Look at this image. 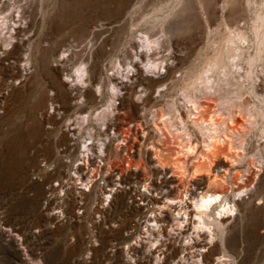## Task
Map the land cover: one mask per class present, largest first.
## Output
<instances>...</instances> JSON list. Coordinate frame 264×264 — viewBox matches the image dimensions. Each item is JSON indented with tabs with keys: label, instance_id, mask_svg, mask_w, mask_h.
Returning a JSON list of instances; mask_svg holds the SVG:
<instances>
[{
	"label": "rangeland",
	"instance_id": "rangeland-1",
	"mask_svg": "<svg viewBox=\"0 0 264 264\" xmlns=\"http://www.w3.org/2000/svg\"><path fill=\"white\" fill-rule=\"evenodd\" d=\"M0 10V264H202L201 255L204 264H264V58L251 77L245 62L264 32V0H0ZM214 58L225 71L241 62L242 71L212 95L219 88L208 91L201 73ZM192 99L204 119H221L240 152L233 165L222 155L212 164L221 185L192 174L193 155L184 157L186 177L176 172L181 118L197 149L205 146ZM207 190L225 193L236 211L198 230L193 200ZM169 198H183V207ZM162 241L180 250L158 252Z\"/></svg>",
	"mask_w": 264,
	"mask_h": 264
},
{
	"label": "bare ground",
	"instance_id": "bare-ground-1",
	"mask_svg": "<svg viewBox=\"0 0 264 264\" xmlns=\"http://www.w3.org/2000/svg\"><path fill=\"white\" fill-rule=\"evenodd\" d=\"M15 1V0H14ZM17 2V1H16ZM8 3V2H7ZM177 3V2H176ZM14 4V3H13ZM3 5H5V4H3ZM15 5V4H14ZM19 5V4H18ZM177 5V4H176ZM7 6H8V4H7ZM11 6V5H10ZM13 6V5H12ZM23 6V5H22ZM5 7H6V5H5ZM15 7H16V5H15ZM20 7H21V5H20ZM19 7V8H20ZM4 8V7H3ZM2 8V9H3ZM7 8V7H6ZM9 8V7H8ZM27 9V8H26ZM173 9V8H172ZM7 10H9V9H7ZM17 10H18V8H17ZM23 10V9H22ZM0 11H2V10H0ZM6 11V10H5ZM11 11V10H10ZM8 12V11H7ZM17 12V11H16ZM23 12V11H22ZM1 14H2V12H0ZM9 13V12H8ZM13 13V12H12ZM18 13V12H17ZM16 13V14H17ZM262 13V12H261ZM22 14H24V13H22ZM26 14V13H25ZM3 15V14H2ZM8 15V14H7ZM21 15V14H20ZM264 15V14H263ZM9 16H10V14H9ZM26 16V15H25ZM262 16V15H261ZM8 17V16H7ZM7 17L6 16H4L3 17V20H2V26L3 25H5L7 22H6V19H7ZM17 17V16H16ZM20 17H22V16H20ZM27 17V16H26ZM259 17V16H258ZM2 18V17H1ZM9 19V18H8ZM28 19V18H27ZM11 20V19H10ZM14 20H16V19H14ZM22 20V19H21ZM21 20H17V21H21ZM262 20V21H261ZM261 20L259 19L258 21H261V24H260V26H262V25H264V24H262L263 23V16H262V18H261ZM8 22H9V20H8ZM11 23V22H10ZM258 24V23H257ZM257 24H255V26L257 25ZM12 26V25H11ZM236 26H239L238 24L236 25ZM243 26V25H242ZM4 27V26H3ZM258 27H259V24H258ZM238 28V27H237ZM239 28H242V27H239ZM257 28V27H256ZM261 28V27H260ZM263 28V27H262ZM7 28H5V30H6ZM234 29H236V28H234ZM243 29V28H242ZM4 30V29H3ZM232 30V29H231ZM1 31V30H0ZM165 31V30H164ZM163 31V32H164ZM230 31V30H229ZM247 31V30H246ZM261 31V30H260ZM264 31V30H263ZM145 33V32H144ZM243 33H245V32H243ZM243 33H242V35H243ZM255 33H256V31H255ZM262 33H264V32H262ZM260 34L259 32L257 33V39H256V42L258 41V45H257V49L255 50L256 52L254 53V54H251V55H249V57H248V60L247 61H245V62H248L247 64H249V68H248V70H247V74H246V76L247 77H251V74L253 73V67H254V65L255 64H257V62H259L261 59H262V57L264 58V34ZM147 34V33H146ZM166 34V33H165ZM230 34V33H229ZM234 34V33H233ZM232 35V34H231ZM230 35V36H231ZM235 35V34H234ZM241 35V34H240ZM242 35L240 36V37H242ZM246 35V34H245ZM244 35V36H245ZM165 36V35H164ZM226 36V35H225ZM229 36V37H230ZM238 36V35H237ZM242 37V39H244V40H246V38H247V40H249L248 39V37H247V35H246V37ZM256 36V35H255ZM143 37V36H142ZM227 37H228V35H227ZM152 38V37H151ZM161 38V37H160ZM231 38V37H230ZM229 38V39H230ZM232 38H233V36H232ZM237 38V37H236ZM18 39V38H17ZM156 39H158V37H156ZM156 39H155V41H156ZM162 39V38H161ZM228 39V38H227ZM241 39V38H240ZM140 40V39H139ZM144 40V39H143ZM246 40V41H247ZM146 41H149L150 42V39H149V37H147L146 38ZM154 41V40H153ZM166 41V40H165ZM223 41H224V37H223ZM225 41H226V39H225ZM224 41V42H225ZM232 40H230V42H231ZM237 41V40H236ZM253 41V40H252ZM4 42H7V41H4ZM42 42V41H41ZM224 42H222V43H224ZM226 42H228V41H226ZM238 42V41H237ZM242 42V41H241ZM241 42H240V44H241ZM37 43V42H36ZM39 43V42H38ZM79 43V42H78ZM145 43V42H144ZM153 43V42H152ZM155 43V42H154ZM158 43H159V41H158ZM1 44V43H0ZM151 44V43H150ZM234 44H236V42H234ZM140 45V44H139ZM144 45V44H143ZM142 45V46H143ZM146 45V44H145ZM163 45H165V44H163ZM227 45V44H226ZM252 44L250 43V46H251ZM2 46V45H1ZM17 46H18V44H17ZM77 46H78V44H77ZM150 46V45H149ZM160 46V45H159ZM235 46V45H234ZM237 46V45H236ZM243 46V45H242ZM245 46V45H244ZM247 46V45H246ZM245 46V47H246ZM3 47V46H2ZM13 47H14V45H13ZM43 47V46H42ZM72 47V46H71ZM144 47V46H143ZM154 47H156V46H154ZM163 47H165V46H162V48ZM225 47V46H224ZM223 47V44H222V48H224ZM229 47V46H228ZM231 47V46H230ZM17 48V47H16ZM36 48V47H35ZM41 48V47H40ZM153 48V47H152ZM231 48H233V47H231ZM239 48H240V45H239ZM7 49V48H6ZM42 49V48H41ZM157 49V48H156ZM155 49V50H156ZM159 49V48H158ZM161 49V48H160ZM225 49V48H224ZM230 49V48H229ZM229 49H227V50H229ZM244 49V47H242V50ZM248 49V48H247ZM13 50V49H12ZM152 50H154V49H152ZM218 50H219V53L220 54H222V51H220V49L218 48ZM232 49H230V51H231ZM234 50H235V48H234ZM5 51H7V50H5ZM11 51V50H10ZM144 51V50H143ZM164 51V50H163ZM236 51H237V49H236ZM245 51H246V49H245ZM75 52H76V50H75ZM136 52V51H135ZM147 52V51H146ZM155 52V51H154ZM162 52V51H161ZM160 52V53H161ZM232 52H233V50H232ZM235 52V51H234ZM233 52V53H234ZM244 52V51H243ZM243 52L242 51H240L239 53H235L234 55H232V58L233 59H237L238 61L241 59L242 60V55H243ZM218 53V52H217ZM216 53V54H217ZM218 53V54H219ZM224 53V52H223ZM75 54V53H74ZM78 54V53H77ZM141 54V53H140ZM146 54V53H145ZM152 54H155V53H152ZM151 54V55H152ZM230 54H232V53H230ZM229 54V55H230ZM0 55H1V53H0ZM72 55V54H71ZM70 55V56H71ZM79 55V54H78ZM134 55H135V53H134ZM133 55V56H134ZM149 55V54H148ZM148 55H147V57H148ZM150 55V56H151ZM222 55H224V54H222ZM221 55V56H222ZM228 55V56H229ZM77 56V55H76ZM142 56V55H141ZM218 56V55H217ZM220 56V55H219ZM221 56L219 57L220 59H222L221 58ZM231 56V55H230ZM79 57V56H78ZM136 57V56H135ZM214 57V56H213ZM216 57V56H215ZM223 57V56H222ZM1 58V57H0ZM75 58V57H74ZM126 58V57H125ZM155 58V57H154ZM209 58V57H208ZM210 58H211V56H210ZM72 59H73V57H72ZM121 59V58H120ZM134 59V58H133ZM137 59V58H136ZM139 59V58H138ZM144 59V58H143ZM157 59V58H156ZM156 59H154V60H156ZM161 59V58H160ZM218 59V58H217ZM216 59V60H217ZM141 60H142V58H141ZM159 60V59H158ZM167 60V59H166ZM208 60V59H207ZM210 60V59H209ZM212 61H214L215 62V64L212 66L210 63H211V61H208L209 62V64L213 67V68H209V64H208V66H206V67H208V68H206V71H204L203 72V74L201 73V75H202V83H203V85L205 86V88L208 90V89H211L212 87H214V82L216 83V86H218V88H219V86H220V81H222V80H227L226 82H227V84L230 82V79H229V76L231 75V74H238L239 72H240V70H241V68H239L238 67V64H240V63H234V64H236V67L237 68H230L229 69V71H225L226 69L225 68H220V66H219V61L218 62H216L215 61V58H214V60L213 59H211ZM17 61V60H16ZM75 61H77V60H75ZM123 61V60H122ZM164 61V60H163ZM232 61V60H231ZM82 62V61H81ZM87 62V61H86ZM155 62H157V61H155ZM155 62H153L154 64H155ZM161 62H162V60H161ZM207 62V63H208ZM236 62V61H235ZM119 63V62H118ZM152 63V64H153ZM163 63V62H162ZM167 63V62H166ZM232 63V64H233ZM16 64V63H15ZM116 64V63H115ZM132 64V63H131ZM151 64V63H150ZM151 64V65H152ZM84 65V64H83ZM82 65V66H83ZM120 65V64H119ZM159 65H160V63H159ZM167 65V64H166ZM165 65V66H166ZM115 67L117 66V64L116 65H114ZM162 66V65H161ZM160 66V67H161ZM235 66V65H234ZM256 66V65H255ZM5 67H6V65H5ZM158 67V66H157ZM2 68V67H1ZM117 68V67H116ZM168 68V67H167ZM227 68H228V66H227ZM5 69V68H4ZM243 69H244V67H243ZM1 70H3V69H1ZM78 71L77 72H84L85 71V69H83V68H78L77 69ZM88 70V69H87ZM4 71V70H3ZM203 71V70H202ZM242 71V70H241ZM1 72V71H0ZM21 72V71H20ZM217 73L218 74V80H216L213 76V73ZM244 72V71H243ZM198 74V73H197ZM223 74V77L221 76ZM241 74V73H240ZM12 75V74H11ZM14 75V74H13ZM242 75V74H241ZM240 75V76H241ZM22 76V75H21ZM198 76L200 77V75L198 74ZM233 76H236V75H232V77ZM2 77V76H1ZM197 77V76H196ZM16 79H17V77H15ZM20 78V77H19ZM235 78V77H234ZM245 78V77H244ZM3 79H5L4 77L2 78V80ZM8 79V78H7ZM196 79H199V78H196ZM236 79V78H235ZM0 81V82H3V81ZM231 80H233L232 78H231ZM238 80V79H237ZM236 80V81H237ZM7 81V80H6ZM196 81V80H195ZM234 81V80H233ZM8 82V81H7ZM10 82V81H9ZM194 82V81H193ZM198 82V81H197ZM197 82H196V84H197ZM225 82V81H224ZM225 82V83H226ZM238 82H239V80H238ZM237 82V83H238ZM118 84V83H117ZM116 84V85H117ZM239 84H241V83H239ZM1 85V84H0ZM11 85V84H10ZM63 85V84H62ZM62 85H61V87H62ZM226 85V84H225ZM224 85V86H225ZM229 85V84H228ZM236 85V84H235ZM5 86V85H4ZM12 86V85H11ZM1 87V86H0ZM10 87V86H9ZM64 87V86H63ZM221 89H222V87H220ZM220 88L219 89H217V88H215V91L214 92H212V90H208L211 94L213 93H217V91H219L220 90ZM224 88V87H223ZM2 89V88H1ZM3 89H4V87H3ZM103 88H101V90H102ZM114 89V91H115V87L113 86L112 87V90ZM60 90V89H59ZM48 91V90H47ZM55 91V90H54ZM221 91V90H220ZM220 91L218 92V93H220ZM43 92V91H42ZM55 92H57V90L55 91ZM93 92V91H92ZM91 92V93H92ZM103 92V91H102ZM254 92V91H253ZM54 93V92H53ZM59 93V92H58ZM255 93H256V95L258 96V92L257 91H255ZM254 93V94H255ZM41 94V93H40ZM61 94H62V92H61ZM65 94V93H64ZM63 94V95H64ZM94 94V93H93ZM212 94V95H213ZM222 94V93H221ZM46 95V94H45ZM53 95H55V94H53ZM82 95V94H81ZM86 95V94H85ZM218 95V94H217ZM39 96V95H38ZM42 96H44V94L42 95ZM49 97V96H48ZM57 97H59V96H57ZM71 97H72V95H71ZM78 97V96H77ZM76 97V98H77ZM80 97V96H79ZM78 97V98H79ZM91 97V96H90ZM94 97V96H93ZM47 98V97H46ZM66 98V97H65ZM67 98H69V97H67ZM76 98H75V100H76ZM84 98H85V96H84ZM80 99V98H79ZM234 99V98H233ZM40 100V99H39ZM67 100V99H66ZM84 100V99H83ZM56 101V100H55ZM88 101V100H87ZM89 101H90V99H89ZM191 101H193V107H194V110H196V111H193L192 112V114H194V117H192V120H191V122H193L192 124H194L195 126H196V129H198V131L205 137V139H204V141H205V146H204V148L203 149H200L201 151H199L197 148L199 147L198 145H197V143H195V141H193L192 140V135H193V132H191V131H189V129H188V124L185 122V119H180L181 120V122H183L182 124H183V129L181 130V129H179V127H177L176 128V131H175V133H174V137L176 138V139H178L177 140V143H178V151L176 152L177 154V156L175 157V160L176 161H174V163H175V167H176V172H178V173H180L181 175H183L184 176V174L186 175V171H188L187 170V168H186V164H187V162L188 161H185V158L184 157H188V156H194V160H195V162H193L194 164H192L193 165V167H192V174L194 175V176H196L197 174H202V172H204V175L205 174H207V179L208 180H211L212 181V183L214 182V183H220V185L221 184H223V182H224V178L220 181L219 179H218V176H220V175H218V174H216V173H213V171H214V169H213V167H212V164H214V161H215V159L219 156V155H222V157L225 159V162L226 163H228L229 162V164H231V165H233L234 163H235V161H237L238 160V156H240V152H238L236 149H235V147H236V145L234 144V142H235V139H234V135H231L230 133H227L226 131H224L223 129H222V124H221V122L219 121V120H221V119H219V120H217L216 119V117H217V115H216V117H213V115H210V118L208 119V120H206V118L204 119L203 118V113L202 112H204V111H202V108H203V106L202 105H200V104H198V102L196 101V100H194V99H192ZM230 101H232V100H230ZM57 102V101H56ZM60 102V101H59ZM80 102V101H79ZM92 101H90V103H91ZM42 103V102H41ZM55 102H53V104H54ZM67 103V102H66ZM74 103V102H73ZM77 103V102H76ZM81 103H83V102H81ZM45 104V103H44ZM51 104V103H50ZM78 104H80V103H78ZM113 104V103H112ZM42 105V104H41ZM46 105H47V103H46ZM52 105V104H51ZM56 105H58V104H56ZM55 105V106H56ZM64 105V104H63ZM83 105L84 104H82L81 106L83 107ZM111 105V104H110ZM109 105V106H110ZM50 106V105H49ZM48 106V107H49ZM53 106V105H52ZM80 106V105H79ZM47 107V108H48ZM107 107V106H106ZM38 108V107H37ZM44 108H45V106H44ZM41 109V108H40ZM50 109V108H49ZM83 109V108H82ZM42 110V109H41ZM44 110V109H43ZM42 110V111H43ZM46 110V109H45ZM48 110V109H47ZM92 110V109H91ZM204 110V109H203ZM50 111V110H49ZM55 111V110H54ZM59 111V110H58ZM68 111V110H67ZM77 111V110H76ZM86 111V110H85ZM208 111V110H207ZM44 112H46V111H44ZM64 112V111H63ZM103 112V115L105 114V109H104V111H102ZM107 112V111H106ZM213 112V111H212ZM211 112V113H212ZM40 113V112H39ZM73 113H75V112H73ZM210 113V114H211ZM216 113V112H215ZM50 114H51V111H50ZM79 114V113H78ZM77 114V115H78ZM83 114V113H82ZM208 114V113H207ZM47 115V114H46ZM54 115H56L55 113H54ZM63 115V114H62ZM61 115V116H62ZM66 115V114H65ZM68 115V114H67ZM76 115V116H77ZM80 115V114H79ZM79 115H78V117H79ZM84 115V114H83ZM106 115V114H105ZM252 115H254V116H256V114L255 113H253ZM262 115V114H261ZM260 115V116H261ZM41 116V115H40ZM47 116H51V115H47ZM263 116H264V114H263ZM43 117V116H42ZM52 117V116H51ZM50 117V118H51ZM55 117V116H54ZM54 117H52V119L54 118ZM105 117V116H104ZM107 117V116H106ZM180 117H181V115H180ZM205 117V116H204ZM56 118V117H55ZM63 118V117H62ZM97 118V117H96ZM100 118V117H99ZM103 118V117H102ZM184 118V117H183ZM263 118V117H262ZM44 119V118H43ZM57 119V118H56ZM69 119H71L70 117H69ZM78 119V118H77ZM79 119H80V117H79ZM85 119V118H84ZM84 119H82V120H84ZM101 119V118H100ZM159 119L161 120V122L164 124V126H166V124H167V122L168 121H170L169 119L167 120V118L165 117V113H162V114H160V117H159ZM264 119V118H263ZM34 120V119H33ZM40 120V119H39ZM86 120L87 121H89L88 123H90V121L93 123V121H95L94 120V111L93 112H91V113H89L87 116H86ZM97 120H99V119H97ZM102 120H105V119H102ZM38 121V120H37ZM36 121V122H37ZM60 121V120H59ZM71 121V120H70ZM34 122V121H33ZM82 122V121H81ZM171 122V121H170ZM180 122V121H179ZM220 122V123H219ZM38 123V122H37ZM54 123V122H53ZM52 123V124H53ZM56 123H58L57 122V120H56ZM65 123H66V121H65ZM68 124H69V121L67 122ZM98 123V122H97ZM35 124V123H34ZM39 124V123H38ZM43 124V123H42ZM71 124H73V123H71ZM80 124V123H79ZM81 124H83L84 125V121H83V123H81ZM86 124V123H85ZM190 124V123H189ZM230 124L231 125H233V126H235L236 127V125H237V123L233 120V118L232 117H230ZM64 125V124H63ZM73 125H75V124H73ZM77 125V124H76ZM75 125V126H76ZM82 125V126H83ZM90 125V124H89ZM91 125H93V124H91ZM91 125H90V127H91ZM37 126H39V125H37ZM70 126V124L68 125V127ZM85 126V125H84ZM66 127V126H65ZM89 127V126H88ZM89 127V128H90ZM189 127H190V125H189ZM51 128V127H50ZM72 128V127H71ZM85 128V127H84ZM40 129V128H39ZM75 129V128H74ZM91 129V128H90ZM226 129V128H225ZM52 130V129H51ZM68 130H69V128H68ZM84 130V129H83ZM190 130H191V128H190ZM53 131V130H52ZM74 131H76V130H74ZM79 131V130H78ZM78 131H77V133H78ZM129 131V130H128ZM197 131V132H198ZM66 132V131H65ZM64 132V133H65ZM88 133L87 134H90L91 135V138L93 139V136L94 135H92V133H91V130H89V131H87ZM126 132V131H125ZM63 133V132H62ZM67 133H69V132H67ZM71 133V132H70ZM83 133V131L81 132V134ZM69 135V134H68ZM73 135V134H72ZM71 135V136H72ZM71 136L69 137V138H71ZM79 136V135H78ZM82 136V135H81ZM63 137V136H62ZM74 137V136H73ZM68 139V138H67ZM74 139V138H73ZM90 139V138H89ZM70 140V139H69ZM78 140V139H77ZM94 140V139H93ZM92 140V141H93ZM72 141V144L74 143L73 142V140H71ZM76 141V140H75ZM242 141V140H241ZM61 142H63L62 140H61ZM84 142V141H83ZM243 142H244V139H243ZM71 143V142H70ZM69 143V144H70ZM88 143V142H87ZM104 143V142H103ZM76 144V143H75ZM108 144V143H107ZM106 144V145H107ZM243 144V143H242ZM245 144V143H244ZM71 145V144H70ZM235 145V146H234ZM62 146H63V144H62ZM65 146V145H64ZM74 146V145H73ZM101 146H102V144H101ZM198 146V147H197ZM85 147L87 148V150H92L93 149V147H94V144H92L91 145V143H88V144H85ZM103 147V146H102ZM65 148V147H64ZM73 148V147H72ZM155 148V150L153 151V153H155L156 155H157V158H158V162H159V165L161 166V167H165V165H166V163H165V161H167L166 159H164L163 158V154H162V152H161V150L160 149H158V148H156V147H154ZM200 148V147H199ZM74 150V149H73ZM72 150V151H73ZM72 151H71V153H72ZM114 151V150H113ZM79 152V151H78ZM88 152V151H87ZM76 153V152H75ZM84 153H85V150H84ZM74 154V153H73ZM89 154V153H88ZM76 155V154H75ZM86 155V154H85ZM94 155V154H93ZM182 155V156H181ZM68 156V155H67ZM79 156V155H78ZM89 156H90V154H89ZM165 156V155H164ZM190 156V158H192ZM70 157V156H69ZM85 157V156H84ZM94 157V156H93ZM74 158V157H73ZM78 158V157H77ZM71 159V158H70ZM89 159H92V157L90 158L89 157ZM217 159H219V158H217ZM83 160V159H82ZM85 160V159H84ZM87 160V159H86ZM93 160V159H92ZM174 160V159H173ZM188 160V159H187ZM223 160V159H222ZM85 162V161H84ZM87 162V161H86ZM221 162V161H220ZM189 163V162H188ZM217 163V162H216ZM86 164V163H85ZM168 164V163H167ZM91 165H94V162L92 161L91 162ZM174 165V164H173ZM221 165V164H220ZM222 165H224V163L222 164ZM81 166V165H80ZM214 166V165H213ZM79 167V166H78ZM88 167H89V165H88ZM217 167V166H216ZM228 168V167H227ZM227 168H225V169H227ZM86 169V167L85 168H83V167H79V171H80V175L81 176H85V174H84V171L83 170H85ZM97 169V168H96ZM78 170V169H77ZM92 170V169H91ZM90 170V171H91ZM89 171V172H90ZM225 171V170H224ZM92 172V171H91ZM88 173V172H87ZM92 173H94V172H92ZM87 175V174H86ZM89 175H90V173H89ZM94 175V174H93ZM211 175V176H210ZM218 175V176H217ZM237 175V174H236ZM240 175V174H239ZM88 176V175H87ZM192 176V175H191ZM175 177V176H174ZM184 177H186V176H184ZM193 177V176H192ZM237 177V176H236ZM94 178V177H93ZM178 178V177H177ZM183 178V177H182ZM205 178V177H204ZM222 178V177H221ZM237 178H239V177H237ZM199 179H201V178H199ZM240 179V178H239ZM77 180V179H76ZM82 180V179H81ZM173 180H175V179H173ZM177 180H179V179H177ZM85 181V180H84ZM83 181V182H84ZM186 182V181H185ZM208 182V181H207ZM226 182V181H225ZM203 183H204V181H203ZM180 184H184V182H182V183H177V187H179L180 186ZM186 186V185H185ZM182 187V186H181ZM186 188V187H185ZM113 190V189H112ZM178 190H179V188H178ZM82 191V190H81ZM209 191H212V192H209ZM207 190L205 193H203V194H201V195H199L197 198H195L194 200H193V202H194V208L192 209L193 210V213H194V223H195V226H196V228L198 229V230H200V229H204V228H209V230H211L210 228L212 227H210V225H218V226H221L222 225V219L224 218L225 219V217H230V214H232L231 212L233 211V210H235V208H236V202L235 203H232L231 201H229L228 200V198L226 197V195H225V193H223L222 191H220V192H217V190H215V191H213V190ZM225 192V191H224ZM241 192V191H240ZM84 193V192H83ZM180 194V193H179ZM86 196H89V195H86ZM144 196V195H143ZM82 198V197H81ZM193 199V198H192ZM169 200V202L171 203V204H174V205H177V206H179V207H183V203L185 202V200L183 199V198H169L168 199ZM85 203H86V201H84ZM84 203V204H85ZM83 204V203H82ZM86 205V204H85ZM192 206V205H191ZM185 208V207H184ZM178 209V208H177ZM186 209H188V206H187V208ZM175 211V210H174ZM180 211L181 210H178L177 211V213H180ZM236 211V210H235ZM191 212V211H190ZM189 212V213H190ZM174 213V212H173ZM186 213V216L188 215L187 214V212H185ZM178 215V214H177ZM190 215V214H189ZM175 216V215H174ZM232 216V215H231ZM172 217V216H171ZM189 217V216H188ZM223 219V220H224ZM163 221V220H162ZM165 223V222H164ZM197 223V224H196ZM224 223H226V222H224ZM162 226H165V225H163L162 224ZM169 226H170V223H169ZM223 227V226H222ZM166 228H167V226H166ZM216 228V227H215ZM219 228V227H218ZM166 231V230H165ZM168 231V230H167ZM224 231V230H223ZM212 233V232H211ZM210 233V234H211ZM214 233V232H213ZM161 234V233H160ZM162 234H163V231H162ZM161 234V235H162ZM165 235V234H164ZM163 237V236H162ZM207 237H208V235H207ZM206 237V238H207ZM211 237V236H210ZM217 237V236H216ZM178 238V237H177ZM209 239V238H208ZM167 240V239H166ZM201 240V239H200ZM207 240V239H206ZM212 240V239H211ZM213 241H214V239H213ZM161 242V241H160ZM163 242V241H162ZM203 243V241H200V242H194L195 244L194 245H201L202 243ZM94 243V242H93ZM165 242H163L160 246L158 245L157 246V244H156V250L158 251V252H160L161 250H164V252H165V250L166 251H169V253L172 251V252H178V250H180V248H178V247H175V245L174 244H164ZM174 243V242H173ZM206 244V243H205ZM208 244V243H207ZM184 245V244H183ZM192 246V247H196V246ZM203 245V244H202ZM217 245V244H216ZM188 246H190V245H188ZM204 246V245H203ZM187 247V246H186ZM214 247V246H213ZM197 248V247H196ZM207 248H208V245H207ZM210 248H212V247H210ZM209 248V249H210ZM191 249V248H190ZM202 250H203V248H201ZM200 249V250H201ZM171 250V251H170ZM193 250V249H192ZM206 250H208V249H206ZM211 250V249H210ZM197 251H199L198 250V248H197ZM158 252H156V253H158ZM184 252V251H183ZM182 252V253H183ZM186 252V251H185ZM190 252V251H189ZM188 252V253H189ZM200 252V251H199ZM155 253V252H154ZM169 253H168V255L166 254V257H169ZM187 253V254H188ZM196 253H198V252H196ZM202 253V252H201ZM200 253V254H201ZM207 253V252H206ZM214 253V252H213ZM161 254V253H160ZM164 254V253H163ZM190 254V253H189ZM199 254V255H200ZM203 254H204V252H203ZM159 255V254H158ZM186 255V254H185ZM196 255V254H195ZM198 255V254H197ZM196 255V256H197ZM208 255H209V253H208ZM225 256V255H224ZM163 257V256H162ZM165 257V256H164ZM173 257H175V256H173ZM196 258V257H195ZM198 258V257H197ZM221 258V257H220ZM219 258V259H220ZM201 260H200V262L202 263V264H204L205 263V261H207V256H205V255H201V258H200ZM211 259V258H210ZM225 260V259H224ZM198 262V261H197ZM221 262V261H220ZM209 263H211V262H209ZM213 263V262H212Z\"/></svg>",
	"mask_w": 264,
	"mask_h": 264
}]
</instances>
